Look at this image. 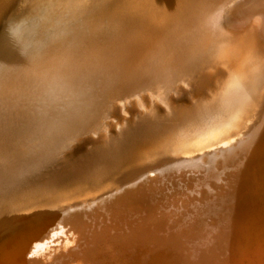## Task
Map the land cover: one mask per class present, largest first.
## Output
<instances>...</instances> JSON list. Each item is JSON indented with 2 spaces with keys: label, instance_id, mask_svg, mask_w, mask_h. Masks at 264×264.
<instances>
[{
  "label": "bare ground",
  "instance_id": "1",
  "mask_svg": "<svg viewBox=\"0 0 264 264\" xmlns=\"http://www.w3.org/2000/svg\"><path fill=\"white\" fill-rule=\"evenodd\" d=\"M261 116L264 0H0V203L18 212L80 203L85 185L246 136Z\"/></svg>",
  "mask_w": 264,
  "mask_h": 264
},
{
  "label": "rangeland",
  "instance_id": "2",
  "mask_svg": "<svg viewBox=\"0 0 264 264\" xmlns=\"http://www.w3.org/2000/svg\"><path fill=\"white\" fill-rule=\"evenodd\" d=\"M259 119L257 121L262 124L256 122L257 125L248 132L252 134L255 130L250 136L248 133L238 136L239 129L229 128L225 134L228 140L223 137L215 144L205 145L201 144L205 139H201V148L191 145L180 149L179 154L167 155L169 160L172 155L175 161L168 162L169 165L163 164L165 161L148 160L142 167L146 170L140 171L141 167L128 169L124 173L125 179L116 177L102 187H96L99 190H88L85 185L87 192L68 198L69 201L86 198L83 203L67 205L61 200L62 206L55 209L58 212L27 209L26 215L25 209L18 212L20 207L12 202L0 203V264H264V225L261 226L264 224V193H261L264 179L260 178L262 174L264 178V116ZM236 136H241V142ZM220 144L224 146L220 151L207 154L213 146L216 148ZM198 152L205 155L190 161V155L195 156ZM185 154L188 159L180 162ZM93 192L100 197L92 195ZM39 213L42 214L38 216ZM251 219L252 222L256 219L255 224ZM190 244H195L194 249Z\"/></svg>",
  "mask_w": 264,
  "mask_h": 264
}]
</instances>
